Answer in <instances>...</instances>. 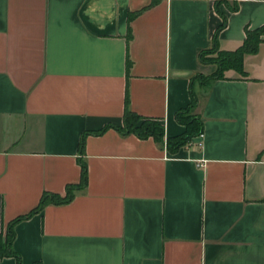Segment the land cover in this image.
Here are the masks:
<instances>
[{"label": "crops", "instance_id": "obj_1", "mask_svg": "<svg viewBox=\"0 0 264 264\" xmlns=\"http://www.w3.org/2000/svg\"><path fill=\"white\" fill-rule=\"evenodd\" d=\"M222 13L218 46L234 50L264 0H0V232L80 182L82 133L122 125L127 91L166 136L184 132L177 111L217 69L200 51ZM244 69L194 82L203 135L176 149L89 133L86 186L15 224L22 262L264 264V39Z\"/></svg>", "mask_w": 264, "mask_h": 264}, {"label": "trees", "instance_id": "obj_2", "mask_svg": "<svg viewBox=\"0 0 264 264\" xmlns=\"http://www.w3.org/2000/svg\"><path fill=\"white\" fill-rule=\"evenodd\" d=\"M237 5L233 6L236 9ZM223 21L217 27L213 35V43L209 48L202 49L200 51V59L203 62H213L217 64V69L208 75L203 73H197L192 77L191 83V101L190 103L182 107L177 111V119L185 125V130L181 134L166 136L165 124L156 117L145 116L130 107L129 93H126V104L124 110L123 124L118 125L114 123H107L100 129L84 131L81 135L79 142V150L81 153L80 164L82 168L81 180L78 183H69L66 187V193L60 194L56 192L45 191L40 198L39 203L31 209L28 213L19 215L14 218L8 225L5 235L0 232V256L14 255L17 257L18 264H24L18 251L14 248L15 239V224L23 219L27 218L37 211H41L49 203H64L72 200L76 194V191L84 188L88 182V165L83 157L86 146V137L89 133L99 134L105 131L109 127H115L122 133H136L140 137L153 136L160 143L167 142V147L170 149H176L183 144L188 143L194 136H198L203 132V118L201 115L195 112V107L198 104L199 98L194 89V82L201 81L203 83H210L212 80L220 77H224L225 71L228 69H235L242 74H246L244 69V56L246 53L256 52L260 43L263 41L264 24L250 28L246 27V37L243 43L234 50L220 49L218 46V33L227 23V15L222 13ZM216 53V55H211ZM130 60H127L129 67ZM29 264H44L41 260H34Z\"/></svg>", "mask_w": 264, "mask_h": 264}, {"label": "built area", "instance_id": "obj_3", "mask_svg": "<svg viewBox=\"0 0 264 264\" xmlns=\"http://www.w3.org/2000/svg\"><path fill=\"white\" fill-rule=\"evenodd\" d=\"M200 136L203 135V132L199 134ZM165 147H167V142L165 141Z\"/></svg>", "mask_w": 264, "mask_h": 264}, {"label": "rangeland", "instance_id": "obj_4", "mask_svg": "<svg viewBox=\"0 0 264 264\" xmlns=\"http://www.w3.org/2000/svg\"><path fill=\"white\" fill-rule=\"evenodd\" d=\"M211 55H213V56H214V55H216V53H212ZM226 73H227V70L225 71V74H226Z\"/></svg>", "mask_w": 264, "mask_h": 264}]
</instances>
